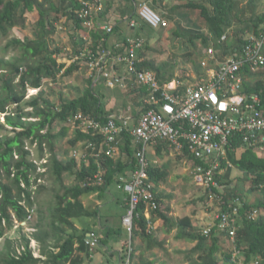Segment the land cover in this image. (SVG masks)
<instances>
[{"label":"trees","instance_id":"1","mask_svg":"<svg viewBox=\"0 0 264 264\" xmlns=\"http://www.w3.org/2000/svg\"><path fill=\"white\" fill-rule=\"evenodd\" d=\"M188 4L201 10L209 28L218 39L225 35L226 27L234 24L236 19L241 24H245L244 30L253 29L257 36L264 34V10L257 12V6L253 0L250 9L240 8L239 0H204ZM81 8L82 3L79 0H58V2L56 0H0V36L2 37L9 36L13 27L23 23L27 12L37 11L36 15L39 16L38 36L34 39H11L7 47H18L19 55H14L10 61L0 57V113L5 117L4 122L0 121V129L10 127L13 132L11 135H0V238L8 228L14 225L15 218L18 221L27 220L31 213L30 209L35 208L36 201L28 191V186L31 184L30 177L32 174H37L36 182L44 173L38 172L39 165L32 158V147L36 146L35 149L39 151L38 159L46 158L45 154L49 153L48 161L43 166L49 168V172L56 177V181H59L62 187V191L55 195V206L50 208L49 221L34 234L35 239L42 244L40 256H35L30 245L31 238L23 236V241L19 245L22 247L20 251L15 241L7 238L6 244L0 249V264H82L84 262L82 253L91 256L102 250L101 243L95 247L87 243L86 229L79 231L74 224V219L98 216V210L88 208L83 198L97 191L104 193L110 184L120 181L116 167L122 171V163L115 162L112 157L104 153L105 147H100L101 142H104L103 134L93 135L80 128H76L75 135L68 140L69 146L75 148L81 140L92 141L95 146H90L88 150L93 153L102 152L99 158L90 156L79 163L75 157L66 159L57 150V141L68 135L71 122L73 123L79 113L91 115L101 122H105L112 115L111 111L106 109L102 94L97 90L99 81L95 84L98 72L95 70L88 77V86L83 91H79L75 97H59L60 103H56L48 96H43L41 92L31 96V99L25 97L28 86L41 89L46 79L58 81L61 74L69 75L74 69L82 68V64L86 65L84 68L88 70L90 56L97 58L103 49L110 51L113 56L114 50H109L105 46L106 39L112 31L103 32L98 28L94 9L91 12L92 17H80L78 12ZM246 10L253 11L254 14L242 18L246 15ZM53 11L54 17L49 14ZM63 18L65 22L63 21L62 30H69L75 38L70 57L72 63L68 66L66 61L61 62L58 59L62 47L52 48L50 38V34L55 32L58 22ZM91 19L94 25L89 27L86 22ZM89 39L92 42L88 41ZM130 40H124L123 45L116 47L118 50L115 53L116 56L126 52L131 46ZM246 42L247 39L242 36L237 44L238 49L240 50ZM143 47H135L138 57L136 69H154L151 62L140 61L139 50ZM238 49H235L234 54L239 53ZM123 62L127 65L125 61ZM128 74L131 73L128 71ZM16 78H19L18 82H15ZM126 80L129 82L127 77ZM142 86L145 95L137 103L140 104V108L136 109L137 117L152 106L147 102L148 88L144 84ZM244 92L260 93L264 101V80L261 79L254 85L247 82ZM12 104L14 107L10 109ZM28 106L32 109H26ZM159 110L162 111V109ZM115 118L120 121L118 117ZM122 137L129 142L133 138L127 130L122 131ZM240 140L236 137L233 146L241 148ZM184 151L193 159L194 165L197 163L208 165L204 160L194 157L188 149ZM228 155L232 165L222 160V168L226 167L228 171L223 176L219 175L222 177L221 182L223 184L232 182L233 168H239L244 172V178L249 182L251 189H261L263 194L262 198L250 203L238 193L241 190L237 186L229 189H225V185L224 189L213 187V190L224 192L230 196V199L239 197L242 200L238 214L234 215L237 219L235 225L237 230L232 238L228 232L217 231L219 229L216 226L212 228L210 234H206L202 229H195L189 216L168 217L163 213L161 197L157 191L155 199L157 207H149L150 212L168 223L169 229L178 228L177 239L196 241L187 257L190 264H264V157L258 155L249 146L243 147L239 152L230 150ZM100 168H102L104 182L94 183V176ZM148 171L152 180L165 178L159 168L151 166ZM156 173H158L157 178ZM65 174L73 176L72 184L64 183ZM202 189L205 190V188ZM208 192L205 190L207 194L202 199L207 198ZM234 204V202H227L222 207L225 210L232 208ZM146 208V203L141 202L138 206L139 214L134 219L132 232L134 259L138 254L139 239L147 241L149 245L154 243L153 227L151 228L150 221L146 217ZM257 208L262 209V214L258 215L257 219H250ZM123 226L127 231L125 239H128V230L124 224ZM218 232L222 235H218ZM222 236H225L223 240L229 241L232 246L230 249H223ZM124 252L125 248L122 244V261ZM191 253H193L192 256ZM218 254L221 257H218ZM139 264L144 262L139 261Z\"/></svg>","mask_w":264,"mask_h":264},{"label":"crops","instance_id":"2","mask_svg":"<svg viewBox=\"0 0 264 264\" xmlns=\"http://www.w3.org/2000/svg\"><path fill=\"white\" fill-rule=\"evenodd\" d=\"M79 1L81 3L89 1L93 5L96 13L95 17L97 16L96 22L113 26L112 32L106 39L105 46L109 50H114V52L105 67L111 76L120 75L127 77L129 79V87L126 90L120 85L108 86L105 78L99 76V74L96 76L95 84L97 83L96 81H99L96 87L107 89L104 93H101L105 99L103 102L106 105V109L111 111L110 114L117 115L118 119H120L119 123L121 118L127 119L130 128L138 122L140 116H136V111L140 108V104L137 103L141 101L145 93L142 84L136 79V76L128 74L127 65L118 58L119 55L116 56L115 54L118 51L116 47L123 45L122 42L124 40L142 38L144 47L139 50L140 61L153 64L154 69L150 70L156 73L162 85L167 86L172 81H178L182 83L181 88H184L193 83L214 79L218 74L220 63L225 58L236 55L234 52L238 49L237 44L240 38L242 36L247 38L251 33H255L253 29L244 30L245 24H241L236 19L234 24L226 27L225 35L218 39L209 28L201 10L188 4L199 3L204 0ZM253 1L257 6V12L264 10V0ZM239 2L240 8L250 9L252 7V0H239ZM139 3L149 4L168 20V26L154 27L144 21L137 10ZM245 13L246 15L242 18L250 17L254 14L250 10H246ZM60 29L62 30L61 27ZM88 41L91 40L89 39ZM238 51L241 52V49H238ZM245 71L244 87L247 82L250 85H254L257 81L264 80V68L259 73ZM92 73L93 71L88 68L87 76L90 77ZM70 128L71 133L67 135L69 139L73 138L77 127L71 122ZM127 141L122 137L121 133L118 149L112 157L115 162L119 163L120 161L122 163V171L116 167L117 177L119 178L121 176L130 178L136 170L137 159L135 152L138 148L137 142L134 137L130 139V142L128 141L129 145ZM86 143V141L81 140L73 149L84 150ZM72 153L73 151L71 155ZM146 155L149 167L159 168L160 173L165 175L164 179L152 180L149 174L155 190L161 197L163 213L168 217L175 218L189 216L193 221V227L203 230L210 222L204 219L200 220L199 216L196 217V211L189 212L190 206L197 204L196 198L201 196L200 189L202 190V187L197 185L193 178V159L184 150L176 151L166 142L149 144L146 148ZM68 158H71L70 155H68ZM82 160L84 159H77L79 163ZM234 170L235 175L241 172L240 169ZM227 171L225 170L223 173ZM233 172L232 177L235 176ZM155 177H158V173L155 174ZM116 182L119 181H114L110 184L104 193L97 191L85 197L86 199L83 198L84 204L88 208L98 210V216L88 217L89 222L92 224L90 229L86 226L87 222L76 226L79 229L81 228V230L86 229L85 234L87 232L89 234V231H96L101 236L102 250L91 256H86L82 253V256H84L82 264H121V246L127 235L122 223V217L126 213L128 194L124 190L119 191ZM86 200H92V207L87 205ZM184 201L185 204H183ZM146 217L150 221L151 228L153 227L154 243L149 245L147 241L139 239L141 244L138 243L137 245L138 254L136 259L144 262V264H190V260H187V257L196 241L177 239L178 228L169 229L168 223L163 218L154 215L150 211L146 212ZM174 231H176L174 240L180 242L179 244H183L178 249L179 252H177L185 255L183 256L184 262L172 261L169 263L165 257L161 258L164 252L160 251V249L168 250L166 245ZM218 235L221 236L222 234L219 233ZM224 237H221V245L224 244L225 246L226 240H223ZM190 255L192 256L193 253Z\"/></svg>","mask_w":264,"mask_h":264},{"label":"built area","instance_id":"3","mask_svg":"<svg viewBox=\"0 0 264 264\" xmlns=\"http://www.w3.org/2000/svg\"><path fill=\"white\" fill-rule=\"evenodd\" d=\"M140 16L154 27L168 26V20L155 11L147 3H139L137 7ZM93 5L89 1L82 2L78 12L80 17H92ZM89 27L94 25L93 20L86 22ZM102 31H112L110 24L97 23ZM62 28V26H61ZM241 52L225 58L219 66L218 74L211 81L193 83L184 88L178 81H172L167 86L162 85L152 70H137L138 57L135 47L143 46V39H131V46L124 54L119 55L121 61L127 62V67L140 84L148 88L147 102L152 106L143 112L138 122L133 127L128 126L127 119L119 123L110 115L105 122L79 113L73 123L82 131L93 135L103 134L104 142L100 147H105L104 153L113 157L118 149L120 134L127 130L137 142L135 152L136 170L130 178L120 177V185L127 192V212L123 217V224L128 230L129 237L123 242L125 248L124 259L121 264H139L132 254L134 244L132 232L134 219L139 214L138 206L146 203V212L156 208V190L154 183L149 178V162L146 148L149 144L169 142L176 151L188 149L194 157L204 160L208 165L197 163L194 165L193 178L197 185L208 192L207 201L216 209L211 212L210 223L203 228L210 234L212 228L217 231L228 232L231 238L236 234V217L241 199L228 197L224 192L213 190L224 188L219 175H223L227 168H222V160L229 165V151L239 152L248 146L264 157V101L260 93L244 92L245 70L259 73L264 68V34L257 36L251 33L247 36ZM89 68L103 76L108 86L120 85L127 89L129 84L125 76H111L106 70V63L111 52L102 50L97 58L90 56ZM78 58V56H76ZM206 64V63H204ZM245 71V72H244ZM159 109H162L159 110ZM115 116V117H114ZM239 137L241 145L234 147L235 138ZM95 146L92 141L86 143L84 150L75 149L72 153L76 159L86 160L89 155L99 158L102 152H92L88 148ZM89 152V153H88ZM94 183L104 182L103 172L100 168L95 174ZM234 202L232 208L223 209L222 205ZM150 207V208H149ZM233 210V212H231ZM259 210H254L250 219H257ZM87 243L92 247L100 243L99 234L95 231L89 233Z\"/></svg>","mask_w":264,"mask_h":264},{"label":"rangeland","instance_id":"4","mask_svg":"<svg viewBox=\"0 0 264 264\" xmlns=\"http://www.w3.org/2000/svg\"><path fill=\"white\" fill-rule=\"evenodd\" d=\"M56 2L58 1L56 0ZM36 13L37 11L27 12L25 14V19L23 22L24 24L19 23L18 25L13 27L10 31V35L7 37L0 36V57H4L7 61H10V59H12L14 55H17V56L19 55L20 49L18 47L17 48H15L14 46H11L9 48L7 47V43L11 39H14V38H20L23 40L26 38L34 39L38 36L39 25L37 21L39 19V16L36 15ZM49 14L52 15V17L55 16L54 11ZM61 20L58 22L55 32L50 34V38L52 41L51 47L52 48H55L57 46L62 47V52L60 53V55H58V59L61 62L66 61L67 66H68V65H71L72 63L71 62L72 59H70V57L72 54L71 49L73 47V42L75 38L71 35L69 30L63 31L60 29L61 25L64 24L63 23L64 18L62 21ZM82 66H83L82 68L74 69L69 75L61 74L59 76L58 81H51V80L46 79L45 85L41 89L28 86V89L26 91V96H25L26 99H31V96L37 95L39 94V92H41L42 95L45 97L47 96L50 97L51 100L55 101L56 103H60L59 97H65V98L75 97L79 91L80 92L83 91V89L88 86V82H89L88 76H87L88 70L84 68L86 65L82 64ZM18 81H19V78H16L15 82H18ZM97 90L100 93H104V91H106L107 89L97 88ZM102 100L105 101L104 98H102ZM13 107H14V104L11 105L10 109ZM26 109H32V108L28 106L26 107ZM0 121L1 122L5 121V117L1 113H0ZM70 130L71 128L69 129V133H71ZM57 131H58V128H57ZM12 133L13 132L10 127L0 129L1 136L11 135ZM68 140H69V137L66 136L64 139L62 138L57 141V150L58 152L63 154L65 158H68V155L72 157L73 155H71V152L75 150L71 146H69ZM35 147L31 148L32 158L35 159V161L39 165L38 172L42 174L44 173V175L38 178L36 182H35V178L37 174L35 175L32 174L30 177L31 184L30 186H28V191L33 195L32 198L35 199L36 201L35 208L32 210L30 209L31 213L27 220L18 221L15 218L14 225L8 228L5 234L3 235V237L0 238V249L4 247V245L6 244V239L10 238L11 241H15V245L16 247H18V251L22 250V247H20L19 245L22 243L23 236L25 235L31 238L30 245L33 248L35 256H40L42 244L35 239L34 234L37 233L39 229H41L45 225V223L49 221L50 216H51L50 208L55 206L56 204L55 195L57 192L62 191L61 189L62 187H61V183L59 181H56V177L51 172H49V168L47 166H43V164L48 161V158L50 156L49 153L45 154L46 158L38 159L37 157H39V151L36 150ZM233 169H238V168H233ZM233 173L234 175L236 174L235 170ZM243 174L244 172L241 171L240 173H238V175H235L234 177H232V180H231L232 182L228 181V183L224 184L225 189H229L232 186L233 187L237 186L241 190L238 193L242 195L247 201L254 203L258 199L263 197L262 191L261 189L252 190L249 182L244 178ZM73 182H74L73 176L65 174L64 183L67 185H70ZM42 186H44V188ZM116 186L119 191L123 190L120 183L116 182ZM200 193H201V196L196 198L197 204L195 203L191 205L189 212L196 211L197 212L195 214L196 217L199 216L200 220L204 219L207 222L208 221L210 222L212 220L211 219L212 217L210 216V214L211 212H213V210L216 209V207L213 204L209 203L207 201V198L205 200L202 199L207 194L205 193V190L200 189ZM184 197H187V196H184ZM86 203L89 207H92L91 206L92 200H86ZM183 204H185V201L183 202ZM195 216L194 218L196 219ZM87 220H88V217H78L74 219V224L75 226L76 225L79 226L80 223L83 224L87 222L86 226L88 227V229H90L92 228L91 226L92 224L89 222V220L88 221ZM79 231H81V228L79 229ZM175 232L176 231H174V234L172 233L170 235V240L167 242L166 249L168 250L160 249V251L164 252L161 255V258L165 257V259L169 263H171L172 261L184 262L183 256L185 255L181 253L178 254L179 252L178 249H180L181 245L183 244H179L180 242H176L174 240ZM50 239L51 237L49 238V240ZM222 246H223V249H226V248L230 249L232 247L229 241L228 242L226 241V245L224 246L223 244Z\"/></svg>","mask_w":264,"mask_h":264},{"label":"clouds","instance_id":"5","mask_svg":"<svg viewBox=\"0 0 264 264\" xmlns=\"http://www.w3.org/2000/svg\"><path fill=\"white\" fill-rule=\"evenodd\" d=\"M155 10V9H154ZM156 11V10H155ZM159 13V12H158ZM142 18V17H141ZM143 19V18H142ZM144 20V19H143ZM144 21H146V20H144ZM147 22V21H146ZM148 23V22H147ZM149 24V23H148ZM151 25V24H150ZM152 26V25H151ZM140 39H142V38H140ZM102 169V168H101ZM239 169V168H238ZM242 171V170H241ZM228 197H230V196H228ZM246 200V199H245ZM247 201V200H246ZM249 202V201H248ZM251 203V202H250ZM256 210H259L261 213H260V215L262 214V209H256ZM94 231V230H93ZM91 231H89V233H90ZM96 232V231H95ZM88 236H89V234H88V232H87V239H88ZM100 236V235H99ZM100 243H101V237H100Z\"/></svg>","mask_w":264,"mask_h":264}]
</instances>
